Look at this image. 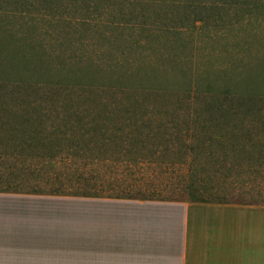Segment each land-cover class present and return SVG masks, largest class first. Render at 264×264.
<instances>
[{
    "label": "trees",
    "instance_id": "16d2710c",
    "mask_svg": "<svg viewBox=\"0 0 264 264\" xmlns=\"http://www.w3.org/2000/svg\"><path fill=\"white\" fill-rule=\"evenodd\" d=\"M147 2L158 0H0V70L18 78L0 80V193L178 201L123 178L155 164L189 203L264 207V100L162 87L128 64L141 40L173 45ZM39 23L59 33L25 38ZM87 38L103 52L89 55Z\"/></svg>",
    "mask_w": 264,
    "mask_h": 264
},
{
    "label": "crops",
    "instance_id": "0c3cea01",
    "mask_svg": "<svg viewBox=\"0 0 264 264\" xmlns=\"http://www.w3.org/2000/svg\"><path fill=\"white\" fill-rule=\"evenodd\" d=\"M68 199L0 193V264H264V207Z\"/></svg>",
    "mask_w": 264,
    "mask_h": 264
},
{
    "label": "rangeland",
    "instance_id": "374dc122",
    "mask_svg": "<svg viewBox=\"0 0 264 264\" xmlns=\"http://www.w3.org/2000/svg\"><path fill=\"white\" fill-rule=\"evenodd\" d=\"M148 4V14L152 17L155 14L149 24L154 27L157 17V21L165 22L173 45L171 49L164 47L162 42L149 46L141 40L138 47L141 55L128 61V64L143 69L144 73L154 70L157 76L154 82L158 81L162 87L183 91L188 85L192 89L210 91L219 96L229 92L236 97L250 95L264 100V0H158L155 5ZM45 31L52 38L59 33L47 29L45 23L31 29L24 28L22 33L25 38H38L44 37ZM139 39H142L140 35ZM86 43L90 46L85 50L94 57L104 50L100 40L89 41L87 38ZM75 48L79 53L81 47L76 45ZM114 49V52H119L128 48L122 46ZM5 67L7 65L2 69ZM164 69L168 71L166 76L161 74ZM16 74V69L0 70V80H17ZM262 109L264 111V107ZM89 167L94 169L98 166L93 163ZM143 167L144 172L123 176L124 179L128 177L126 181L130 183L132 179L137 181L135 190L142 189L147 194L153 193L154 197L189 203L185 183H179V176L177 178L168 172L157 173L155 164L148 170ZM147 180L153 182L152 187L142 185ZM31 185L22 189L28 190ZM154 188L156 192H151ZM142 197L152 198L149 195ZM68 200L74 202L73 208L80 209L79 223L85 221L81 217V210L86 208L87 200ZM69 247L70 242L64 243V248L69 250ZM72 261L71 257L62 258V264H72Z\"/></svg>",
    "mask_w": 264,
    "mask_h": 264
}]
</instances>
